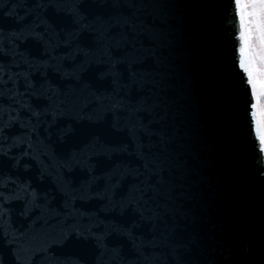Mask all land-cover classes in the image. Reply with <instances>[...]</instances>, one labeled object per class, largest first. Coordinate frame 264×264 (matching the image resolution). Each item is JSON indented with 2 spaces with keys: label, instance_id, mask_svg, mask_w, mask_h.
<instances>
[{
  "label": "water",
  "instance_id": "95a60500",
  "mask_svg": "<svg viewBox=\"0 0 264 264\" xmlns=\"http://www.w3.org/2000/svg\"><path fill=\"white\" fill-rule=\"evenodd\" d=\"M234 31L229 0H0V264H264Z\"/></svg>",
  "mask_w": 264,
  "mask_h": 264
},
{
  "label": "snow or ice",
  "instance_id": "6c2138e0",
  "mask_svg": "<svg viewBox=\"0 0 264 264\" xmlns=\"http://www.w3.org/2000/svg\"><path fill=\"white\" fill-rule=\"evenodd\" d=\"M72 2L76 5L80 0ZM229 12L235 29L232 33L235 39L234 65L249 97L250 136L259 153L260 171L264 172V0H229ZM5 211L0 203V222L4 220ZM11 242H15V238Z\"/></svg>",
  "mask_w": 264,
  "mask_h": 264
}]
</instances>
